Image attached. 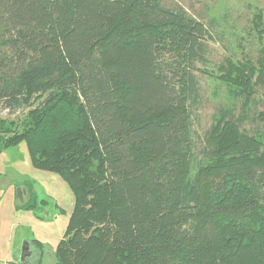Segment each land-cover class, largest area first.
<instances>
[{"label":"trees","instance_id":"obj_1","mask_svg":"<svg viewBox=\"0 0 264 264\" xmlns=\"http://www.w3.org/2000/svg\"><path fill=\"white\" fill-rule=\"evenodd\" d=\"M216 26L164 0H0V108L21 113L0 154L25 142L75 195L56 264H264V131L243 128L264 15L256 60L211 63ZM200 75L229 101L204 138Z\"/></svg>","mask_w":264,"mask_h":264},{"label":"rangeland","instance_id":"obj_2","mask_svg":"<svg viewBox=\"0 0 264 264\" xmlns=\"http://www.w3.org/2000/svg\"><path fill=\"white\" fill-rule=\"evenodd\" d=\"M164 3L180 5L204 22L216 19L217 41L210 43L208 54L211 63L220 64L227 58H258L259 40L250 29L254 15L259 10L264 15V0ZM200 79L203 98L196 111L194 129L199 138H204L214 114L229 101L218 81L201 75ZM260 113L264 114V105L257 100L250 112L251 119L243 126L251 134L264 131V120L258 118ZM0 116L17 119L21 113L9 115L0 108ZM31 191L37 195V202L33 210L27 211L23 205ZM74 208L75 195L68 183L57 173L35 168L25 142L4 150L0 154V264H19L26 244L30 246L32 264H56V247L64 237Z\"/></svg>","mask_w":264,"mask_h":264},{"label":"water","instance_id":"obj_3","mask_svg":"<svg viewBox=\"0 0 264 264\" xmlns=\"http://www.w3.org/2000/svg\"><path fill=\"white\" fill-rule=\"evenodd\" d=\"M32 257V253L30 251V246L26 244L23 248L21 259L19 264H32L30 262V258Z\"/></svg>","mask_w":264,"mask_h":264},{"label":"crops","instance_id":"obj_4","mask_svg":"<svg viewBox=\"0 0 264 264\" xmlns=\"http://www.w3.org/2000/svg\"><path fill=\"white\" fill-rule=\"evenodd\" d=\"M41 243V242H40ZM43 246V245H42Z\"/></svg>","mask_w":264,"mask_h":264}]
</instances>
